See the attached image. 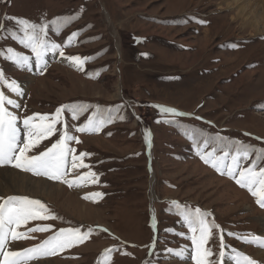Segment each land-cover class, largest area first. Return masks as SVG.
<instances>
[{"label":"rangeland","instance_id":"obj_1","mask_svg":"<svg viewBox=\"0 0 264 264\" xmlns=\"http://www.w3.org/2000/svg\"><path fill=\"white\" fill-rule=\"evenodd\" d=\"M234 1L0 0V51L12 48L33 57L29 69L0 56V70L23 92L16 96L3 89L20 105L6 107L19 117L21 141L26 117L51 118L64 106L86 109L74 120L65 108L57 132L28 155L51 147L66 122L69 134L81 141L69 146L77 156L90 154L84 163L91 166L69 169L68 178L89 171L98 176L97 183L80 190L0 167L65 189L53 198L21 195L40 200L58 219L30 221L18 231L48 225L52 231L32 232L14 243L26 249L61 228L93 230L85 242L33 264H98L110 248L116 249L110 264H195L191 233L173 202L211 213L209 221L218 225L205 246L213 253L211 264H217L220 251L226 264L233 249L264 264L261 247L243 240L249 234L262 237L264 207L198 154L228 151L230 160L244 146L251 158H241V165L264 167V27L255 33L243 26ZM5 17L47 24V39L61 45L64 55L48 52L46 66L38 65L31 51L11 38L19 27ZM73 33L79 35L69 44ZM73 56L88 58L83 70L69 63ZM161 107L185 115L162 113ZM97 110L111 122L98 132L75 131ZM95 193L103 196L84 198Z\"/></svg>","mask_w":264,"mask_h":264},{"label":"snow or ice","instance_id":"obj_2","mask_svg":"<svg viewBox=\"0 0 264 264\" xmlns=\"http://www.w3.org/2000/svg\"><path fill=\"white\" fill-rule=\"evenodd\" d=\"M13 19L14 23L19 27V31L12 35V39L16 40L21 46L29 49L35 57L38 65L46 66L47 61L44 59L48 52L55 53L59 50L61 56L64 55L62 46L51 42L47 39L48 25H37L30 21ZM200 23H203L202 21ZM79 33H73L69 37V44L75 40ZM235 47V45H233ZM0 56L11 61L20 68H31L32 56L22 54L12 48L5 51H0ZM72 61L78 70H83V64L88 58L79 56L67 57ZM7 88L9 92L16 96H22L23 92L15 81H9L2 70H0V167L10 165L20 169L23 172H29L35 176H43L49 180L59 181L66 184L68 187L87 186L88 183H97L98 176L96 173L89 171L84 175H79L76 179H69V169L91 168L90 165L84 163L88 153H81L79 156L75 154L76 150L69 146V141L80 143L78 137L70 135L67 129V123L64 122V130L61 137L52 144L51 147L37 155H28V153L37 146L43 139L49 138L57 132L56 125L62 122V114L67 108L72 113V119H78L79 115L86 111L82 105L64 106L57 109L54 116H40L34 114L23 119V130L25 139L21 141V128L18 126L19 117L9 110L6 105L12 108H19L20 105L3 91ZM162 113H169L174 116H182L175 109L161 107ZM106 122H111V117L107 119L99 116V110L88 119L87 123L82 127H77L75 131L98 132ZM205 147L207 145L205 144ZM201 159L205 164L210 165L221 175H226L235 180L241 187L247 189L254 197L257 198V203L264 207V167L257 168L255 162L248 167L241 165V158L250 159L249 150L240 146L235 150V154L231 155L225 151L222 156H216L215 152L205 153L199 150ZM260 159V157H257ZM102 193H95L91 197L85 196V199H95L102 197ZM0 264H31L32 261L40 260L41 258L50 257L59 254L60 252L77 246L85 242L91 236L93 230L90 228L87 232H81L79 228H61L41 244L26 248L20 251L12 250L9 247L10 241L28 239L29 233L32 232H49L52 231V226L33 227L27 231H18L22 226L27 225L30 221L58 219L51 214L47 206L40 200L31 199L26 196H9L6 199L0 198ZM175 207L179 209V215L182 216L187 225L191 236L192 244L195 246L193 259L195 264H211L209 257L213 255L211 250L206 246L212 237L213 228H218L214 222L209 221L208 217L211 213L201 211V209H190L188 206H181L173 202ZM155 227V224H153ZM104 231H107L104 229ZM230 235H235L231 234ZM240 238V237H237ZM245 243H254L257 246L264 247V237L253 236L249 234L243 238ZM220 247H225L223 236H220ZM116 249L110 248L103 253V261H98V264H110L112 253ZM235 264H255V262L243 253L233 249ZM182 255V253H177ZM225 252L220 251L219 261L217 264H222Z\"/></svg>","mask_w":264,"mask_h":264},{"label":"bare ground","instance_id":"obj_3","mask_svg":"<svg viewBox=\"0 0 264 264\" xmlns=\"http://www.w3.org/2000/svg\"><path fill=\"white\" fill-rule=\"evenodd\" d=\"M241 2H242L241 0H235L233 2L234 3L233 5L236 6L235 10H237L238 12V17L242 19L243 26L249 27L251 28L253 32L258 33L261 30V28L264 27V0H260L261 2L260 5L254 3V1L252 3L250 1L242 2V3ZM245 3L246 4L248 3V4L246 5ZM259 11H261L262 14H259ZM68 61L69 63L74 65L72 61L70 60ZM148 138H150L149 134H148ZM73 179H76V178H73ZM61 187L62 186L59 184H54V183L52 184L42 179H37L35 177H31L26 174H21L15 170H10V169L0 170V196H3V197H7L10 195H15V196L16 195L17 196L30 195L35 198L36 197H40L43 199L45 197L53 198L60 191L65 190ZM82 187H77V188L80 190L85 189V186L83 188ZM261 226H262L263 232H261L260 236L264 237V217L261 220ZM9 247L12 250H17V251L24 249L22 246L12 241H10ZM186 254H187V251H184L183 256H185ZM259 256L264 257V247H261V250L259 251ZM31 264H33V262H31ZM226 264H235V259L232 254L228 256Z\"/></svg>","mask_w":264,"mask_h":264}]
</instances>
